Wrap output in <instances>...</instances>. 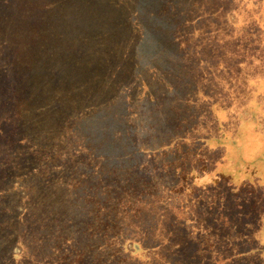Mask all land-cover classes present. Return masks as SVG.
<instances>
[{
  "label": "trees",
  "instance_id": "obj_1",
  "mask_svg": "<svg viewBox=\"0 0 264 264\" xmlns=\"http://www.w3.org/2000/svg\"><path fill=\"white\" fill-rule=\"evenodd\" d=\"M76 3L0 0V264H124L129 251L119 245L124 230L140 216V205L148 202L144 192L150 201L157 197L154 182L135 174L136 166L128 163L137 152L129 145L134 141L129 116L136 88L129 80L130 70L115 75L117 60L133 52L99 48L95 32L86 27L91 19ZM254 12L253 19L247 17L254 29L247 31L264 36V8ZM201 29L209 45L200 50L185 37L184 47L195 82L203 87L199 93H244L230 90V75L217 89L195 63L202 53L212 55L210 30ZM247 52L248 60L256 57ZM212 110L221 111V105ZM199 114L192 107L180 119L190 128L178 127L180 136L166 146H176L177 152L167 154L169 162L164 163L180 167L182 189H193L188 177L196 181L201 172H215L209 170L203 147L215 149L226 142L236 146L244 137L242 124L232 137L229 127L200 137ZM119 155L128 158L119 162ZM225 171L218 169L210 180L226 181ZM211 238L204 240L208 250L216 248ZM134 247L140 249L137 243ZM247 251L223 256L215 264H248L243 261L249 257H242L254 249Z\"/></svg>",
  "mask_w": 264,
  "mask_h": 264
},
{
  "label": "rangeland",
  "instance_id": "obj_2",
  "mask_svg": "<svg viewBox=\"0 0 264 264\" xmlns=\"http://www.w3.org/2000/svg\"><path fill=\"white\" fill-rule=\"evenodd\" d=\"M75 1L76 8L91 19L86 27L95 32L99 48L125 55L133 52L117 60L115 75L121 77L130 70L129 80L136 88L129 116L134 141L129 145L137 152H131L128 163L136 166L135 174L154 182L160 199L150 201L144 192L148 202L140 205V216L125 228L119 241L133 254L128 251L124 264H173L176 260V264H215L223 256L247 249L254 252L243 256L249 257L243 262L264 264V36L255 34L256 40L247 31L254 29L247 17L253 19L254 11L264 8V0ZM203 26L210 30L212 55L202 53L195 63L217 89L221 90L223 78L230 75V90L244 93H199L203 87L195 82L184 47L188 46L185 37L193 39L200 50L209 45L201 37ZM247 49L256 57L248 60ZM216 104L221 111L213 112ZM192 107L200 111V137L220 127L232 128V137L240 124L245 132L236 146L226 142L227 146L201 149L208 153L209 170L215 172H201L196 181L195 176L188 177L193 187L189 190L180 188V167L164 162H169L167 154L177 152L176 146H166L180 136L178 127L190 128L180 119ZM127 158L119 155L118 160ZM223 167L229 173L227 180L214 184L211 177ZM201 179H206L205 185L196 184ZM247 182L254 183L244 187ZM207 238L216 248L204 247Z\"/></svg>",
  "mask_w": 264,
  "mask_h": 264
}]
</instances>
